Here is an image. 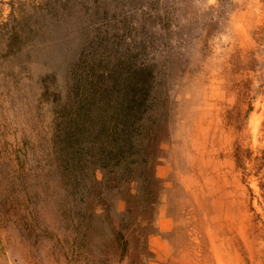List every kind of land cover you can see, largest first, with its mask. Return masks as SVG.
<instances>
[{"label":"rangeland","instance_id":"obj_1","mask_svg":"<svg viewBox=\"0 0 264 264\" xmlns=\"http://www.w3.org/2000/svg\"><path fill=\"white\" fill-rule=\"evenodd\" d=\"M108 54L153 76L119 164L59 136ZM0 264H264V0H0Z\"/></svg>","mask_w":264,"mask_h":264},{"label":"trees","instance_id":"obj_2","mask_svg":"<svg viewBox=\"0 0 264 264\" xmlns=\"http://www.w3.org/2000/svg\"><path fill=\"white\" fill-rule=\"evenodd\" d=\"M110 57L101 55L99 64L86 65L85 80L77 79L72 86V99L62 110L66 125L59 136L68 148L75 149L81 134L97 125L98 137L103 133L111 140L107 156L118 157L119 164L123 153L132 148L137 123L151 109L153 76L150 66H138L122 55L113 64ZM105 62L109 63L102 70Z\"/></svg>","mask_w":264,"mask_h":264}]
</instances>
